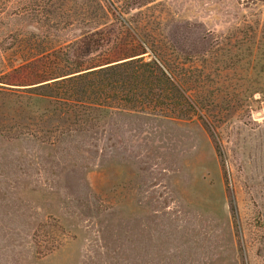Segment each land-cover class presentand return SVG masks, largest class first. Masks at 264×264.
<instances>
[{
	"label": "rangeland",
	"instance_id": "obj_1",
	"mask_svg": "<svg viewBox=\"0 0 264 264\" xmlns=\"http://www.w3.org/2000/svg\"><path fill=\"white\" fill-rule=\"evenodd\" d=\"M0 264H264V0H0Z\"/></svg>",
	"mask_w": 264,
	"mask_h": 264
},
{
	"label": "trees",
	"instance_id": "obj_2",
	"mask_svg": "<svg viewBox=\"0 0 264 264\" xmlns=\"http://www.w3.org/2000/svg\"><path fill=\"white\" fill-rule=\"evenodd\" d=\"M123 64V63H122ZM117 66V65H116ZM116 66H108V67H105V68H101V69H99L98 71H101L100 73L102 74V73H104L105 71H107L108 70V68L109 69H115V67ZM151 68H152V66H150ZM107 69V70H106ZM95 73H97V70H95V71H91V72H88L87 74H90V75H93V74H95ZM97 75V74H96Z\"/></svg>",
	"mask_w": 264,
	"mask_h": 264
}]
</instances>
